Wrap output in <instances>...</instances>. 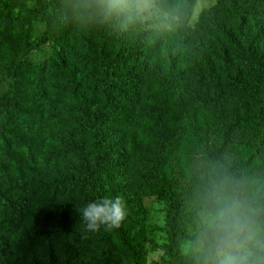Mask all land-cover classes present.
Instances as JSON below:
<instances>
[{
  "label": "trees",
  "instance_id": "trees-1",
  "mask_svg": "<svg viewBox=\"0 0 264 264\" xmlns=\"http://www.w3.org/2000/svg\"><path fill=\"white\" fill-rule=\"evenodd\" d=\"M74 2L42 0V33L6 69L0 264H146L144 197L163 204L165 262L194 264L181 246L211 182L228 178L264 217V0H216L192 26L195 0H155L162 17L145 21L79 15ZM63 4L67 36L28 60L67 19ZM10 21V0H0V22ZM26 67L61 101L56 109L40 91L22 106ZM170 106L167 138L159 116ZM116 196L128 212L120 227L86 233L77 208Z\"/></svg>",
  "mask_w": 264,
  "mask_h": 264
},
{
  "label": "clouds",
  "instance_id": "clouds-1",
  "mask_svg": "<svg viewBox=\"0 0 264 264\" xmlns=\"http://www.w3.org/2000/svg\"><path fill=\"white\" fill-rule=\"evenodd\" d=\"M79 15H115L145 20L155 0H76ZM85 232L119 228L128 212L124 199L103 197L77 208ZM194 238L187 247L194 264H264V217L228 178L213 181L199 195Z\"/></svg>",
  "mask_w": 264,
  "mask_h": 264
},
{
  "label": "rangeland",
  "instance_id": "rangeland-1",
  "mask_svg": "<svg viewBox=\"0 0 264 264\" xmlns=\"http://www.w3.org/2000/svg\"><path fill=\"white\" fill-rule=\"evenodd\" d=\"M42 0H10V8L12 12V21L8 24L0 22V97L5 93L6 69L16 65L19 56L23 51L25 44L31 43L43 31V23L34 14L38 9ZM76 1V0H73ZM216 0H195V4L189 19L188 25L192 26L201 10L213 5ZM75 3V2H74ZM62 10L66 12V17L63 22H55L53 24L52 37L49 42L42 44L37 50H31L28 53L27 59L30 61H42L46 59L52 48L58 49L63 40L67 36L69 29L68 17L70 8L62 5ZM162 17L155 11L154 14L145 20ZM142 20V21H145ZM17 94L21 97L22 106L33 108L34 102L29 98L31 93L42 92V98L46 107L56 109L61 101L56 96L51 95V90L44 84L43 77L35 72L31 67L24 68L18 73ZM177 110L174 107H166L160 114V122L164 125L163 135L170 137L175 126V117ZM153 122V118H152ZM151 131H156V128H151ZM146 152H150L153 148L152 138L147 141ZM259 150H263L258 145ZM264 160V152L260 153ZM200 166L204 164L200 160ZM196 175V172L194 173ZM142 204L145 208V225L147 228L146 242V264H167L165 262L164 246L166 245V237L164 232V217L165 212L163 204L157 201L154 197H144ZM188 243L181 246L182 253L189 251Z\"/></svg>",
  "mask_w": 264,
  "mask_h": 264
}]
</instances>
